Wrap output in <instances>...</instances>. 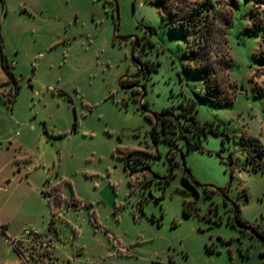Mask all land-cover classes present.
Segmentation results:
<instances>
[{
    "label": "rangeland",
    "instance_id": "374dc122",
    "mask_svg": "<svg viewBox=\"0 0 264 264\" xmlns=\"http://www.w3.org/2000/svg\"><path fill=\"white\" fill-rule=\"evenodd\" d=\"M235 1L203 3L215 13L209 60L222 83L208 89L187 55L198 36L165 24L158 0H0L2 50L19 87L12 102L0 66V264L49 254L59 264H264V243L231 223L237 206L241 220L264 228V0ZM115 2L117 33L138 37L139 87H127L139 69L131 42L112 35ZM150 61L158 64L146 72ZM141 87L145 113L193 98L196 118L219 121L220 131L201 149L177 139L184 164L176 150L166 182L149 171L132 186L124 148L159 153L150 170L169 172V148L152 145L132 94ZM217 87L228 102L209 99ZM185 169L227 198L192 189Z\"/></svg>",
    "mask_w": 264,
    "mask_h": 264
},
{
    "label": "trees",
    "instance_id": "16d2710c",
    "mask_svg": "<svg viewBox=\"0 0 264 264\" xmlns=\"http://www.w3.org/2000/svg\"><path fill=\"white\" fill-rule=\"evenodd\" d=\"M204 0H158L157 6L159 7L160 16L163 19L165 24H169L172 29L178 27L181 29L185 36L190 34H194L198 36L197 44L195 49L188 51L187 55L189 59L194 60V65L192 69H196L197 72L203 77V79L207 83V88L212 89L211 87L214 86H221L217 78L216 67L212 60H209V51L211 49V42H212V35L214 32V14H210L208 10L204 11L203 7ZM231 5L235 9L238 4L235 0H230ZM169 16V17H168ZM224 23L228 24V20L224 18ZM138 44V43H137ZM134 47V51H135ZM186 55V56H187ZM134 58L138 60L136 55ZM260 58L264 59V47L261 50ZM140 61V60H139ZM158 62L150 61L148 63L143 62V66L146 72H151L155 70L156 65ZM0 66L4 73L7 76V80L4 84L13 82V99L18 91V85L16 83V77L11 70L12 64H10L5 54L2 50V44L0 39ZM225 68H230L231 63L226 62ZM135 82L137 80H134ZM222 84V83H221ZM223 89V88H222ZM220 87L215 89V91L210 95V100H214L217 102H228L229 98L225 95L226 92H223ZM132 94L134 98L138 100L141 91L137 88L132 89ZM145 105V102L143 101ZM196 102L193 98H188L186 103L178 104L179 110L174 111V106L162 108L159 112H156V124L154 129L152 130L151 139L154 142L162 141L167 144L168 148L171 149V152L168 154V159L171 161L174 158L175 150L177 145V139H181L186 147V150L190 149H201V142L202 139L207 136L208 133L217 134L219 130V121L214 120H206L204 122H200L196 118ZM146 107V105H145ZM144 114V117L153 125L154 116L153 113H145V111H141ZM180 117H183V120L180 121ZM174 128V129H171ZM173 134V136H171ZM120 154L122 155L121 158L125 157H132L135 161L133 163H129L128 166L125 164V168L129 173H133V170H136L138 167L136 166L137 155H148L151 153V150H136L132 148H124L119 150ZM231 165V160H229ZM149 164L145 163V167L141 169L139 172L136 173V180H132V186H135V183L141 182L147 175H149ZM187 169H185L186 171ZM171 176V175H170ZM166 175L162 176V178L156 179L154 175H150V181L154 180L156 182H166L169 178ZM230 181L233 179V171L230 169ZM185 183L190 186L192 189V183L186 173L185 175ZM227 189V188H226ZM55 195L58 200H61V190L56 187L54 188ZM193 211L192 204L190 202L184 201L183 205V214L185 216L191 215ZM238 219L248 224L247 222L241 220L237 213ZM53 217L50 220V226L52 224ZM233 223V219L231 220ZM249 225V224H248ZM255 232L259 234V236L264 238V228H260L259 225H250ZM0 228L3 231V226L0 225ZM12 243V242H11ZM17 243H12L13 250L19 255V251L16 247ZM211 250L210 248H208ZM264 254V252H263Z\"/></svg>",
    "mask_w": 264,
    "mask_h": 264
},
{
    "label": "water",
    "instance_id": "95a60500",
    "mask_svg": "<svg viewBox=\"0 0 264 264\" xmlns=\"http://www.w3.org/2000/svg\"><path fill=\"white\" fill-rule=\"evenodd\" d=\"M118 20H119V16H118V8H117V3L115 2V4H114V14H113L112 35H113L114 39H117V40H119V41H127V40H129V39L132 40V42H131V46H130V56L132 57V59H134L135 63H137V65H138V67H139L138 71H137L135 74L130 75L131 78H134V77L138 76V75L140 74V72L142 71V66H141V64H140V63L134 58V56H133L134 47H135L136 44H137L138 37H137L136 35H126V36L119 35V34L117 33ZM121 86H122V85H121ZM127 87H128V88H132V87H139V86H138L137 84L134 83V84H131V85L127 86ZM140 91H141V94H140V96H139V98H138V102H139V104H140V109H141V111H147V108H146L145 105L143 104V95H144V89H143V87H141V90H140ZM153 116H154V122H153V125H152L151 128H150V131H149V137H150V140H151L152 145H153L154 147H156V142L152 141V139H151L152 130L154 129L155 124H156V121H157V120H156V114H155V113H153ZM174 150H175V151L177 150V151L180 153L181 161H182V163L184 164V162H183V161H184V158H183V153H182V151H181L180 149H178V148H176V149H174ZM170 152H171V149H168V151L165 153V155H164V157H163V158H164V161L168 164V167H169V172H168V174L166 175V177H169V176L172 174L171 162H170L169 159H168V154H169ZM159 158H160L159 153H156L152 159H153V160H158ZM125 164H126V166H128V158L125 159ZM143 168H144V167H143ZM143 168H138V169H136V170H133V173H137V172H139V171H140L141 169H143ZM148 171H150V172L152 173V175H154V177H155L156 179L162 178V176H159L158 174H155L153 171H151L150 168H148ZM186 173H187V175H188V177H189V179H190L192 185L200 186V187H203V188H204V187H211V188H213V189L219 191L220 193H222V195H223L224 197H226L222 188H218V187H215V186H213V185H207V184L199 183L198 181H196L195 179H193V177L190 175V173H189L188 170H186ZM226 198H227V197H226ZM237 213H238V208H237V206H234V210H233V218H232V219H233V223H234L237 227L249 231L252 235H254L256 238L260 239V240L264 243V238L261 237V236H259V234H258L257 232H255V230H254L250 225L241 222V221L238 219V217H237Z\"/></svg>",
    "mask_w": 264,
    "mask_h": 264
},
{
    "label": "flooded vegetation",
    "instance_id": "af4514ba",
    "mask_svg": "<svg viewBox=\"0 0 264 264\" xmlns=\"http://www.w3.org/2000/svg\"><path fill=\"white\" fill-rule=\"evenodd\" d=\"M129 41L130 42H132V40L131 39H129ZM129 83H135V81H134V78L133 79H131L130 81H129ZM154 157V153L151 151V153L150 154H148V155H142V154H138L137 155V161H136V166H137V168L138 167H145V163H148L149 164V162L151 161V160H153L152 158ZM125 158H128V161H129V163H133L135 160L132 158V157H125Z\"/></svg>",
    "mask_w": 264,
    "mask_h": 264
},
{
    "label": "built area",
    "instance_id": "2783aa9c",
    "mask_svg": "<svg viewBox=\"0 0 264 264\" xmlns=\"http://www.w3.org/2000/svg\"><path fill=\"white\" fill-rule=\"evenodd\" d=\"M26 234H30L29 230H25ZM26 264H31L30 262L26 261ZM32 264H59L57 259L52 257L51 254H49L47 257H36L35 261L32 262Z\"/></svg>",
    "mask_w": 264,
    "mask_h": 264
},
{
    "label": "crops",
    "instance_id": "0c3cea01",
    "mask_svg": "<svg viewBox=\"0 0 264 264\" xmlns=\"http://www.w3.org/2000/svg\"><path fill=\"white\" fill-rule=\"evenodd\" d=\"M18 264H21L20 260L18 259Z\"/></svg>",
    "mask_w": 264,
    "mask_h": 264
}]
</instances>
